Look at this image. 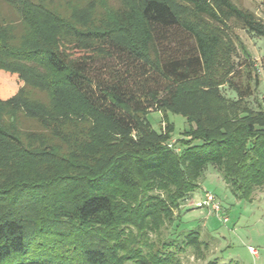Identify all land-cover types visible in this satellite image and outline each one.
Wrapping results in <instances>:
<instances>
[{
	"label": "trees",
	"instance_id": "16d2710c",
	"mask_svg": "<svg viewBox=\"0 0 264 264\" xmlns=\"http://www.w3.org/2000/svg\"><path fill=\"white\" fill-rule=\"evenodd\" d=\"M3 1L16 19L0 17V70L21 76L26 69L46 71L44 79L37 76L44 88L125 130L158 110L167 133L159 141L134 144L102 168L53 175L25 165L0 170V264H184L186 251L207 249L197 228H182L176 210L192 198L208 168L218 170L240 196L250 198L264 188V115L226 109L210 129L175 106L177 87L209 67L216 37L179 17L167 0L122 7L113 27L85 30L46 0ZM183 1L218 18L208 0ZM219 1L242 16L230 0ZM13 24H27L33 32L28 39L47 46L9 40ZM250 29L264 34L254 24ZM26 79L35 82L31 75ZM170 113L189 123L185 136L173 141ZM0 135L21 144L4 127L2 114ZM167 228L171 236L160 244Z\"/></svg>",
	"mask_w": 264,
	"mask_h": 264
},
{
	"label": "rangeland",
	"instance_id": "374dc122",
	"mask_svg": "<svg viewBox=\"0 0 264 264\" xmlns=\"http://www.w3.org/2000/svg\"><path fill=\"white\" fill-rule=\"evenodd\" d=\"M167 1L179 17L197 25L204 35L215 36L217 42L215 55L210 57L203 76L177 87L175 106L199 118L202 126L210 129L219 124V117L226 109H245L257 117L264 115V34L250 29L254 24L264 30V0H230L242 16L220 4L219 0H208L219 10L217 19L200 14L183 0ZM144 2L44 1L67 22L82 30L111 28L116 24L117 10ZM12 13L13 9L0 0V17L15 20ZM19 28L17 24L10 27L9 40L32 37L33 32L27 24ZM27 43L30 47L48 44L31 39ZM46 73L40 69H26V75L21 76L17 71L0 70V114L4 127L21 142L0 135V154L8 157L0 162V170L25 165L53 175L69 168L77 171L102 168L134 144L159 141L167 133L161 112L154 109L147 116L151 125L142 119L141 126L125 130L111 121L102 122L100 115L89 107L72 105L66 100L68 96L44 88L37 76L44 79ZM30 75L35 82L26 79ZM169 117L175 123L173 141L184 135L189 123L174 113ZM193 126L197 127L195 123ZM207 191L216 194L221 202L220 216L208 207L198 206ZM176 213L181 217L182 228H197L201 239L208 243L207 249L200 254L193 248L186 251L184 264H211L214 260L264 264V188L250 198L240 196L226 184L218 170L210 166L200 187ZM222 217H227V221ZM171 230L163 231L160 244L171 236Z\"/></svg>",
	"mask_w": 264,
	"mask_h": 264
},
{
	"label": "built area",
	"instance_id": "2783aa9c",
	"mask_svg": "<svg viewBox=\"0 0 264 264\" xmlns=\"http://www.w3.org/2000/svg\"><path fill=\"white\" fill-rule=\"evenodd\" d=\"M202 205H205V206L211 208V210L215 211L220 216V212L222 210V204H221V202H219V200L217 199V197L215 196L214 193L207 191L205 193L204 201L199 203L198 206H202ZM222 218L224 221H227V217H222ZM251 250L255 253L254 249L251 248Z\"/></svg>",
	"mask_w": 264,
	"mask_h": 264
}]
</instances>
